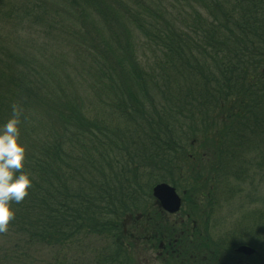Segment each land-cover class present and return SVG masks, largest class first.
<instances>
[{
	"label": "trees",
	"instance_id": "obj_1",
	"mask_svg": "<svg viewBox=\"0 0 264 264\" xmlns=\"http://www.w3.org/2000/svg\"><path fill=\"white\" fill-rule=\"evenodd\" d=\"M13 103L32 185L0 264L82 247L88 264H133L139 246L189 264L205 245L192 228L212 231L213 261L239 245L264 261V0H0V125ZM160 183L181 191L176 215Z\"/></svg>",
	"mask_w": 264,
	"mask_h": 264
},
{
	"label": "clouds",
	"instance_id": "obj_2",
	"mask_svg": "<svg viewBox=\"0 0 264 264\" xmlns=\"http://www.w3.org/2000/svg\"><path fill=\"white\" fill-rule=\"evenodd\" d=\"M11 116L0 125V233L8 230L14 216L13 203L21 202L32 185L28 172L22 171L25 146L20 141L22 109L11 105Z\"/></svg>",
	"mask_w": 264,
	"mask_h": 264
},
{
	"label": "rangeland",
	"instance_id": "obj_3",
	"mask_svg": "<svg viewBox=\"0 0 264 264\" xmlns=\"http://www.w3.org/2000/svg\"><path fill=\"white\" fill-rule=\"evenodd\" d=\"M59 37H58V33L56 34V39H53L54 41L58 40ZM189 154H196L198 155V157H200L199 155H206L208 156L204 158L203 160V163H210L211 161V154H208V150H203V149H197V148H193L192 150L188 149L187 150ZM209 159V160H208ZM191 161V160H190ZM190 163V162H189ZM191 163L195 164L198 166L199 163L197 162H193L191 161ZM186 168H188V165L186 166ZM187 175V172H186V169H183L180 173V175ZM261 175L262 177H259V179L261 180L262 178H264V167L261 171ZM256 180V179H255ZM258 181L256 180V183ZM264 179L262 181V183H260V185H257L256 188H259L260 189V193H259V197L262 198V195H264ZM182 184L185 186L184 182H182ZM256 185V184H254ZM252 187L254 186H251L249 184H246L244 185V192H243V195H245L246 193L248 194V192H252ZM177 194L180 196V198H182V194H181V191H176ZM256 193V192H255ZM257 195V193L255 194ZM190 197V196H189ZM188 203H190V201H188ZM188 203L184 204L183 205V211L184 212H188L190 210L189 206H188ZM235 205H237V200H235ZM233 206V204L230 206V207H223L222 208V212L220 211L221 214V218L223 217V219H228L230 220L229 222H231V225H233L232 223L235 222V221H239V219H242V213L240 212H235V210L233 208H231ZM261 206V205H260ZM248 208V207H246ZM233 213V216L232 217H228V216H224L223 214L224 213ZM192 214L194 212H191ZM225 217V218H224ZM196 224H198L196 222ZM231 225L229 226V228H232ZM243 228H251V223H249L247 220L244 221V224L241 226ZM86 247H90V251L93 252L95 251V247H100V244L101 242H98V240H95V239H90V240H86L84 242ZM90 244V245H88ZM0 246H4V244H1ZM85 250V247H82L80 248L79 250L78 249H75L76 251V255H72L71 253V250H68V251H65L66 254L63 253V255H57L58 252L56 251H53V250H40V249H37V248H34L33 250H31L29 253H28V256H27V259H26V263L27 264H43L44 260L46 262H54L52 261L53 258L59 256L60 258L63 257V264H88L87 260H84V257L80 255V253H82V251ZM70 252V253H69ZM75 253V252H74ZM155 256V255H154ZM152 253H145L144 254V246H139L137 247L135 250H134V255H133V264H145L144 263V260H146L147 257H151L153 258L154 257ZM155 260V257L153 258ZM156 263V262H155Z\"/></svg>",
	"mask_w": 264,
	"mask_h": 264
},
{
	"label": "flooded vegetation",
	"instance_id": "obj_4",
	"mask_svg": "<svg viewBox=\"0 0 264 264\" xmlns=\"http://www.w3.org/2000/svg\"><path fill=\"white\" fill-rule=\"evenodd\" d=\"M197 225L199 226V223L198 224L194 223V226H197ZM185 232L189 234H196L197 238H193L192 236H190L192 237L190 239V241L192 242H194V240L198 242H203V240L205 241L204 246H202L203 244L202 245L199 244V246L197 245L191 246L192 248H194V251H193L194 254H191L189 256V259H190L189 264H264V261L261 260V258H257L256 251L252 247H249L246 245H239L231 249L230 252L226 251L224 253H221L219 254V256H217L218 260L213 261L212 259L213 254L210 252L212 248H215L214 246L210 244V242L212 241V239L210 238V234L212 231L210 229L205 230L202 228H192L190 230H185ZM241 246L249 247L250 249L253 250V253L249 255H245V254L237 252V249ZM202 247L206 248V251L204 253H202ZM157 256L160 257L161 253L157 254ZM175 257H176L175 264H186L181 247L178 248L177 254L175 255ZM153 258L147 257L146 260H144V263L145 264H159Z\"/></svg>",
	"mask_w": 264,
	"mask_h": 264
},
{
	"label": "water",
	"instance_id": "obj_5",
	"mask_svg": "<svg viewBox=\"0 0 264 264\" xmlns=\"http://www.w3.org/2000/svg\"><path fill=\"white\" fill-rule=\"evenodd\" d=\"M152 196L158 202L159 207L169 214H175L179 211L181 200L176 194L175 189L168 184L161 183L153 187ZM237 252L249 255L253 250L246 246H241Z\"/></svg>",
	"mask_w": 264,
	"mask_h": 264
}]
</instances>
